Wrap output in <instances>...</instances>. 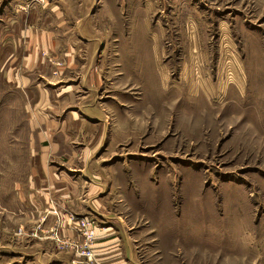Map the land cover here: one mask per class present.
I'll return each instance as SVG.
<instances>
[{"label":"rangeland","instance_id":"obj_1","mask_svg":"<svg viewBox=\"0 0 264 264\" xmlns=\"http://www.w3.org/2000/svg\"><path fill=\"white\" fill-rule=\"evenodd\" d=\"M79 1L64 7L71 31L53 36V50L72 46L76 53L41 55L52 70L63 69V80L80 77L83 52L94 51L90 58L110 70L121 68L111 89H119L116 97L130 90L134 108L125 112L128 126L120 128L126 137L117 152L148 170L166 198L160 219L150 212L148 219L120 214L139 240L142 264H264V0H86L85 20ZM60 6L12 0L5 8L0 0V33L17 13L25 29L32 11L48 16V30L60 35ZM1 80L0 240L2 233L11 238L15 227L2 222L19 221L14 175H27L32 160L43 157L36 146L45 148L43 116L51 100L39 94L24 101L21 88L15 93ZM27 228L23 237L44 236ZM52 233L54 240L61 237Z\"/></svg>","mask_w":264,"mask_h":264},{"label":"crops","instance_id":"obj_2","mask_svg":"<svg viewBox=\"0 0 264 264\" xmlns=\"http://www.w3.org/2000/svg\"><path fill=\"white\" fill-rule=\"evenodd\" d=\"M11 1L2 0V3L6 8ZM67 2L49 0L50 6L61 5V13L55 17V26L61 29L60 35L48 30L51 29L47 25L48 16L40 13L36 17L32 11L27 15L29 23L25 29L22 15L17 13L12 27L0 33V72L5 78L0 77V80L12 86L15 93L20 91L24 101L32 102V96L39 94L51 97L43 116L45 148L36 146L44 152L43 157L40 161L37 157L32 160L27 175L20 171L12 180L19 185L15 184L12 190L13 196L19 200L18 208L16 202L17 214L14 211L19 221H1L2 226L15 227L11 238L5 239L6 234L2 233L0 264H89L87 257L76 248L83 241L78 226L80 218L91 221L95 228L90 243L93 251L90 264H142V257L137 253L139 240L133 236V227L120 214L139 213L146 219L149 212L160 215L166 199L164 191L160 185L154 186V179H148L150 173L142 171L140 163L129 159L127 153L120 155L117 152L116 147L126 137V132L120 128L123 122L128 126L125 112L130 113L134 108L129 103L134 101V97L127 94L130 90L122 88L118 94L121 96L116 97L119 89H111V85L114 87L118 82L111 77L118 79L117 76L122 75L121 68L115 66L110 70V66L107 68L106 64L95 63V58H90L94 51L91 54L83 52L85 58L80 56L82 60H77L76 71L80 77L63 80V69L55 68L53 71L47 62V54L41 55V50H49L50 54L58 52L63 56L76 53L72 46L61 49H66L65 52H59L60 48L53 50L56 45L58 47L53 36L64 38L71 31L68 14L64 10ZM79 2V10L85 9V20L90 3L86 0ZM1 13L5 15V10ZM77 25L79 35L83 37L81 20L75 27ZM108 83L110 89L107 88ZM17 88L21 89L18 91ZM23 90L26 92L22 93ZM107 155L120 156L114 161ZM22 181L27 183L23 190ZM22 218L30 223L24 225ZM27 227L35 229V236L38 228L48 236L44 233V236L28 239ZM17 229L20 232L17 233ZM54 230L61 235L58 240L51 235ZM157 251L160 252L159 248ZM157 251L154 249L153 252ZM143 264H149V261Z\"/></svg>","mask_w":264,"mask_h":264},{"label":"built area","instance_id":"obj_3","mask_svg":"<svg viewBox=\"0 0 264 264\" xmlns=\"http://www.w3.org/2000/svg\"><path fill=\"white\" fill-rule=\"evenodd\" d=\"M78 226H79L83 241L76 248L81 255L87 257L86 259L88 263L90 264L92 262V255H93V251H92V247L90 246V243L94 237L95 228L91 224V221L85 218H80L78 220ZM54 234L52 233V235Z\"/></svg>","mask_w":264,"mask_h":264}]
</instances>
